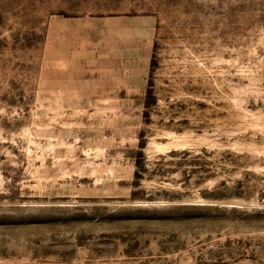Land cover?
Listing matches in <instances>:
<instances>
[{"label": "rangeland", "instance_id": "374dc122", "mask_svg": "<svg viewBox=\"0 0 264 264\" xmlns=\"http://www.w3.org/2000/svg\"><path fill=\"white\" fill-rule=\"evenodd\" d=\"M0 264H264V0H0Z\"/></svg>", "mask_w": 264, "mask_h": 264}, {"label": "trees", "instance_id": "16d2710c", "mask_svg": "<svg viewBox=\"0 0 264 264\" xmlns=\"http://www.w3.org/2000/svg\"><path fill=\"white\" fill-rule=\"evenodd\" d=\"M151 65L154 64L153 57L151 58ZM154 101V98L152 96L151 90L149 87H147L145 95H144V107L147 108L149 106V103ZM147 114V111L145 112ZM146 141L143 138V130H140L138 133V143H137V149L135 151L134 155V174H133V180L134 185H136L141 178H143V175L145 172L148 171V162L146 160V156L143 152V148L145 147ZM175 153L174 150H171L168 152V155H173ZM183 154H185V151H182Z\"/></svg>", "mask_w": 264, "mask_h": 264}]
</instances>
